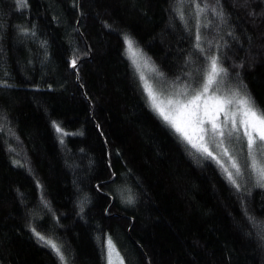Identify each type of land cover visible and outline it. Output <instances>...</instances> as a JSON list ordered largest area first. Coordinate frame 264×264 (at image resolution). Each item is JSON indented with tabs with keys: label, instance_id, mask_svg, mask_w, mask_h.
Masks as SVG:
<instances>
[{
	"label": "trees",
	"instance_id": "obj_1",
	"mask_svg": "<svg viewBox=\"0 0 264 264\" xmlns=\"http://www.w3.org/2000/svg\"><path fill=\"white\" fill-rule=\"evenodd\" d=\"M125 37L155 87L196 92L215 57L214 92L264 109V0H0V264H62L37 233L63 264H106L108 239L123 264H264L244 146L223 137L230 180L175 133Z\"/></svg>",
	"mask_w": 264,
	"mask_h": 264
},
{
	"label": "snow or ice",
	"instance_id": "obj_2",
	"mask_svg": "<svg viewBox=\"0 0 264 264\" xmlns=\"http://www.w3.org/2000/svg\"><path fill=\"white\" fill-rule=\"evenodd\" d=\"M17 3L21 7L26 6V0H17ZM199 39V36H197V41H199ZM125 43L128 50L132 52L133 56H135L136 52L132 51L133 42L129 38L125 37ZM133 63L136 64V61L133 60ZM71 66L73 68L76 67L75 60L71 62ZM220 71H222V69L218 68L217 59L212 57L210 60V71L206 73V80L203 84L202 91L197 90L195 95H192L190 98L183 101L179 98L174 101L169 99L168 104L173 105V109L170 112H165L163 109L159 108L158 105H155V103L154 107L159 112L160 116H162L163 120L177 133H179L182 139L191 145L192 148L197 151H202L213 159H216L208 147L202 143L205 140V134L209 131V129L205 128L204 125L206 123L210 124L212 133L219 134V136L223 137L227 129L228 113L225 115V123L223 125L217 123L219 114L222 111H225L224 106L226 104H232L233 101H235V103L239 105V109L237 111L241 116L239 127L243 128V135L247 137L249 153L253 158V170L258 171L260 180H264V167L257 169V161L255 159L257 138L259 141L264 142V109L256 107L254 100L247 94L245 96H239V93H234L231 98L223 101L218 100L215 96H206L209 91V87L214 82L216 76L219 75ZM141 79H143V77H141ZM180 94L181 93L178 92L177 96ZM182 94L187 96L186 91ZM210 101L213 102V107H210ZM236 115V111L231 113V129L227 130V135L228 138L231 139L235 133V139L239 141L241 138L239 136ZM56 131L60 132L61 129L56 126ZM223 143L224 141L221 140L220 144L222 145ZM225 154H227V151ZM232 167L236 169V174L239 175L240 167L234 160ZM224 170L225 172H228L227 168ZM228 175L229 179L232 180V174L229 172ZM232 182L235 183V181ZM260 186L264 187V184H260ZM37 237L39 240L44 241L45 244H48L57 253L63 264L65 257L60 248L53 241L46 239L44 236L39 235V233H37ZM108 244L111 254V251L114 249V245H112L111 240H109ZM109 264H111V260L109 261ZM121 264H123V262H121Z\"/></svg>",
	"mask_w": 264,
	"mask_h": 264
},
{
	"label": "rangeland",
	"instance_id": "obj_3",
	"mask_svg": "<svg viewBox=\"0 0 264 264\" xmlns=\"http://www.w3.org/2000/svg\"><path fill=\"white\" fill-rule=\"evenodd\" d=\"M132 51L136 52V55L133 56L132 52L129 51L130 55H131V58L136 61V66L138 68V72L140 74V77H143L142 81L144 83L145 90H146V92L148 94V98H149V102H150V105L152 107V110L155 112V114L160 119L163 120L162 116H160L159 112L154 107V103H155V105H158L159 108L163 109L165 112H170L173 109V105L168 104V100L169 99H172L174 101L175 99L179 98L180 100L183 101V100H185L187 98H190L192 95L196 94V92L194 91L193 93H187V96H185V95L182 94L183 91H171V90L164 91V90H162L160 88L155 87L154 84H153L154 78L152 77L153 76L152 74H154V73H153L152 67L143 60V58L140 56V54L137 51H135V50H132ZM208 71H210V66H209ZM220 73H221V71L219 72V75H220ZM219 75L216 76L214 82L209 87V91L206 94V96H215L218 100L223 101V100L229 99V98H227L226 96H222L221 97V96H219L218 94H216L214 92V87H215L216 82L218 81ZM205 80H206V77H205ZM205 80H204V83H205ZM202 88H203V86L200 89H198V90L202 91ZM178 92L181 93L179 96H177ZM209 105H210V107L214 106L212 101L209 102ZM224 108H225V111H222L219 114V118H218L217 123L220 124V125H223L225 123V115H226V113H228L227 129H226L225 135H224V136H227V130L231 129V119H232L231 113L233 111L237 112V115H236L237 126L239 128V136L241 138L239 141L244 146L243 148L245 149V154H246L247 160H249V164H250L249 166H250L253 174L255 175V177L257 179L260 180L259 175H258V171H254L253 170V158H252V156L249 153V149H248V145H247V137H245L243 135V128L239 127V121L241 119V116H240L239 112L237 111L239 109V105L236 104L235 101H233L232 104H226L224 106ZM166 124H168V123H166ZM204 127L209 129V131L205 134V140L202 143H204L208 147V149L213 153V156L216 157L215 160L219 161V163L224 167V169L225 168L228 169L227 173H229V172L231 174L233 172L236 173V169L232 167V163H233V160L237 164L239 162H237L238 160L236 161L237 157L235 158V155L233 154L232 143L230 144L228 142L229 139L228 140H223L224 136L221 137V136H219V134H213L212 131H211V125L210 124L206 123L204 125ZM174 132L177 133L175 130H174ZM177 134L181 137V135L179 133H177ZM221 140L224 141V143L222 145L220 144ZM226 151H227V154H225ZM198 152H200L203 155L208 156L207 154L203 153L202 151H198ZM230 157H231V159H230ZM255 159L257 161V169H259L260 167H264V142L259 141L258 138H257V146H256V149H255ZM260 181L264 184V180H260ZM108 242H109V239L106 241V244H105V246H106V264H109L110 260H111V264H121L122 260H121V258L119 256L117 250L115 249V247L111 251V254H110V249H109Z\"/></svg>",
	"mask_w": 264,
	"mask_h": 264
}]
</instances>
